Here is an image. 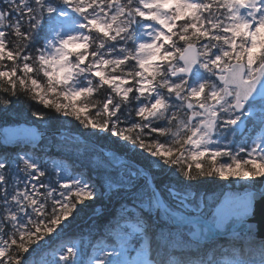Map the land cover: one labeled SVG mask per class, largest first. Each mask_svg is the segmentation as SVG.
Instances as JSON below:
<instances>
[{"label":"snow or ice","instance_id":"snow-or-ice-1","mask_svg":"<svg viewBox=\"0 0 264 264\" xmlns=\"http://www.w3.org/2000/svg\"><path fill=\"white\" fill-rule=\"evenodd\" d=\"M17 105L0 264H264V0H0V118Z\"/></svg>","mask_w":264,"mask_h":264},{"label":"trees","instance_id":"trees-1","mask_svg":"<svg viewBox=\"0 0 264 264\" xmlns=\"http://www.w3.org/2000/svg\"><path fill=\"white\" fill-rule=\"evenodd\" d=\"M33 107L36 110H40L39 105H33ZM17 109L18 110L16 112L9 114L7 118H0V126L16 125L21 122H24L25 119H32L30 117V114L29 115L25 114L24 109L21 105H17ZM74 126H75V122H73L72 125H69V127H74ZM58 127L59 125L54 124L49 130H56ZM51 138L52 137H49L50 142H51ZM101 147L104 149L113 150L111 145H102ZM58 151H59L58 147H53L54 153ZM95 154L97 153H94L91 149H85L84 146H81L80 154L73 153L72 159L75 160L78 166L81 161L91 164V162H93L95 158L93 157L95 156ZM97 160H99V157H97ZM159 179L161 180V182H163L167 178L164 176H160ZM226 183L220 182L219 184H215V185H204L202 190H207L208 193L221 192L220 190L227 191L231 188V185L228 187ZM220 184L224 185L223 189H221ZM235 190L242 191V189H239V186H237V189ZM97 206H99V210H97L96 208ZM111 211H112V207L109 204L107 198H101L97 200L92 207L86 208L80 212V215L76 217L71 228L67 230L66 235L69 236L75 235L76 237H79L81 235H86L90 232H95L104 222V219L110 214Z\"/></svg>","mask_w":264,"mask_h":264},{"label":"water","instance_id":"water-1","mask_svg":"<svg viewBox=\"0 0 264 264\" xmlns=\"http://www.w3.org/2000/svg\"><path fill=\"white\" fill-rule=\"evenodd\" d=\"M18 126H19V125H18ZM18 126H16V127H18ZM26 126H28V125H26ZM4 128H14V127L5 126V127L0 128V129H4ZM61 132H63V131H61ZM52 135H56L58 138H61V137H62L61 135L56 134V131H49V136H52ZM97 151H100V149H98ZM102 151H103L105 154L111 152V151H105V150H102ZM256 220H257L258 223L261 222V217H260L259 214L257 215Z\"/></svg>","mask_w":264,"mask_h":264},{"label":"rangeland","instance_id":"rangeland-1","mask_svg":"<svg viewBox=\"0 0 264 264\" xmlns=\"http://www.w3.org/2000/svg\"><path fill=\"white\" fill-rule=\"evenodd\" d=\"M226 183V182H225ZM227 184V183H226ZM228 185V184H227ZM230 186V185H229ZM213 193H211V194H209V195H212ZM216 195H219L220 194V192H217V193H215Z\"/></svg>","mask_w":264,"mask_h":264}]
</instances>
